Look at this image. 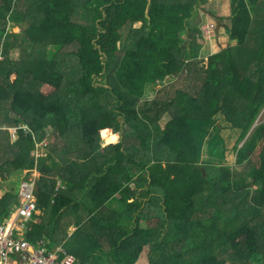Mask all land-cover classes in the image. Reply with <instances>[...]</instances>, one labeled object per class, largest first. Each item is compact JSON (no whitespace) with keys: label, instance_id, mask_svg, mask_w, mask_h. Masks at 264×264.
Segmentation results:
<instances>
[{"label":"trees","instance_id":"1","mask_svg":"<svg viewBox=\"0 0 264 264\" xmlns=\"http://www.w3.org/2000/svg\"><path fill=\"white\" fill-rule=\"evenodd\" d=\"M209 2L0 0V181L41 174L30 243L63 245L78 264L120 251H149L148 264H264V0L217 15L236 41L215 54L217 74L203 67ZM210 127L237 133L236 167L204 158ZM20 204L19 188L6 190L0 221Z\"/></svg>","mask_w":264,"mask_h":264},{"label":"rangeland","instance_id":"2","mask_svg":"<svg viewBox=\"0 0 264 264\" xmlns=\"http://www.w3.org/2000/svg\"><path fill=\"white\" fill-rule=\"evenodd\" d=\"M228 5H230V0H211V2H209L208 4H206L203 7L206 10V12H204V13L202 12L203 21L205 23H207V22L215 23L216 28H217L216 29L217 35L215 36L213 44H210V47H212V48L208 47V48H205L203 50V52L206 53V58L203 59V61H204L203 67L205 69H208L209 71H211V74L212 73L217 74L215 72V71H217V68H216L217 60L214 57L215 54L220 52L222 49H225V48L231 46L232 44L236 45V41H228L227 32H226L225 27H223V25H221L218 28V22L217 21L219 19L217 18L218 17L217 15H219L220 17H223L224 19H227V21L229 20L230 12H229V9L227 8ZM208 13H210V14H208ZM220 23H221V21H220ZM222 23L225 24L224 22H222ZM228 23L229 22H227V24ZM14 31H17V28H15ZM234 45H232V46H234ZM54 54H55L54 51H53V53L51 52V55H54ZM17 56H18V52L13 51L12 57L15 58ZM232 70H233V74H234V77H233L234 78V84L239 89L240 93L246 99L252 98L255 85L253 83L246 82L245 79L242 78L241 72H239L236 69V67H234L233 65H232ZM171 78H173V77H171ZM258 119H259L260 123L264 120V110L261 112ZM165 122H166V118H164L163 121L161 122L162 126H164ZM21 127H26V126H21ZM16 128H18V127H16ZM16 128H11V129L15 130ZM102 128H105V127H102ZM103 130H107V129H102L100 132L101 137L104 140V143L107 144L108 141H112V137H111L112 132H109V131H111V129H109V131L107 130L108 131L107 137H105L106 135L103 132ZM210 131H212L211 136L205 135L203 138L198 137V140H199L200 146H201L200 148H201V151H202L204 158H206L207 160H208V158L213 159L214 162L218 165L223 164V165H229L231 167L232 166L234 167L235 162H236V158H235V153L232 151V149L235 146L236 141H237V137H238L237 133H233L227 129H223V131H221V133H220V136H221V138H223L224 141L219 142L218 140H219L220 136H218L214 132V128L210 127L209 131H207V132L210 133ZM50 136L52 139L51 140L47 139L45 141L46 144L55 143L58 135L55 134V132L51 131ZM217 141H218V143H217ZM214 145H216V146L212 149V147ZM41 147H43V149L36 151V153L41 154V155H46L48 147H45L44 143L41 144ZM224 148H227V151H225V150L223 151ZM223 154H225V155H223ZM33 172H35L37 179L39 180V178L41 177V174L37 170H34ZM24 175H25V172L20 173L19 176L9 177L8 182L3 183L4 188L7 191L8 190L12 191L16 187L19 188L21 185V182H22V177ZM12 182L15 183L16 186L14 184H12ZM59 185H60V182H59ZM3 193L5 194L6 191H4ZM40 214H41V212L39 211V215ZM149 254H150V252L148 251V252H146V254L142 258L137 259L136 257H132V258H129L128 260L125 259L127 257L118 256V257L112 259L110 256H108V258H106L104 261H102L103 259H101L100 261L98 260V262H99V264H148L149 260H148L147 256ZM119 257H121V258H119ZM130 257H131V255H130Z\"/></svg>","mask_w":264,"mask_h":264},{"label":"built area","instance_id":"3","mask_svg":"<svg viewBox=\"0 0 264 264\" xmlns=\"http://www.w3.org/2000/svg\"><path fill=\"white\" fill-rule=\"evenodd\" d=\"M216 24L204 23L203 36L210 44L216 33ZM28 130L20 127L12 131V139L17 140L18 130ZM10 130V129H9ZM45 147L48 145L45 142ZM41 147V144H40ZM41 155V154H40ZM6 189L0 181V203ZM38 179L35 172L26 171L19 187L20 205L12 210L7 219L0 221V264H78V258L68 252L63 245L50 248L43 240L30 243L26 231L38 210Z\"/></svg>","mask_w":264,"mask_h":264},{"label":"crops","instance_id":"4","mask_svg":"<svg viewBox=\"0 0 264 264\" xmlns=\"http://www.w3.org/2000/svg\"><path fill=\"white\" fill-rule=\"evenodd\" d=\"M228 9H229V5H228V7H227ZM218 22V28L221 26V25H223L222 23H220V21H217ZM223 27H225L224 25H223ZM225 30V29H224ZM228 41H231V40H229V38H228ZM232 45H234V44H232ZM213 46V45H212ZM210 54V53H209ZM210 56V55H209ZM208 56V57H209ZM206 58V57H205ZM108 131H109V129H107ZM109 132H112V131H109ZM111 137H112V141H108L107 142V144H110V143H113L115 140H116V136L113 134V133H111ZM197 137V136H196ZM198 137H201V136H198ZM61 184V183H60ZM118 256H121V257H127V258H125V259H129V258H132V257H134V255H132L131 257H130V255L127 253V252H124V251H120L119 253H117V254H115V255H113V256H110L112 259H114V258H116V257H118ZM121 257H119V258H121ZM106 258H108V257H106ZM106 258H104V260L106 259ZM123 259V258H122ZM104 260H102V261H104Z\"/></svg>","mask_w":264,"mask_h":264}]
</instances>
